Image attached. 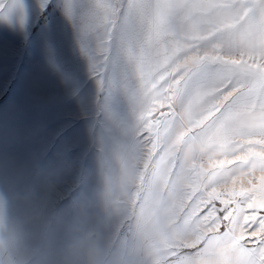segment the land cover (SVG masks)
<instances>
[{
    "label": "snow or ice",
    "instance_id": "obj_1",
    "mask_svg": "<svg viewBox=\"0 0 264 264\" xmlns=\"http://www.w3.org/2000/svg\"><path fill=\"white\" fill-rule=\"evenodd\" d=\"M25 8L0 0V19L23 27ZM38 8L47 11L45 44L57 11L71 26L95 81L91 107L135 205L197 230L192 249L206 239L214 255L227 245L240 264H264V0H38ZM167 264L193 257L177 248Z\"/></svg>",
    "mask_w": 264,
    "mask_h": 264
},
{
    "label": "rangeland",
    "instance_id": "obj_2",
    "mask_svg": "<svg viewBox=\"0 0 264 264\" xmlns=\"http://www.w3.org/2000/svg\"><path fill=\"white\" fill-rule=\"evenodd\" d=\"M25 5L30 17L23 27L15 16L0 19L15 35L9 44L0 37V188L9 222L23 234L17 255L28 264H82L77 242L93 233L115 258L128 225L104 205L105 177L118 162L91 107L95 81L89 74L87 89L67 91L37 55L40 73L29 83L12 81L20 73L22 45L33 46L38 36L41 15L30 26L38 4Z\"/></svg>",
    "mask_w": 264,
    "mask_h": 264
},
{
    "label": "clouds",
    "instance_id": "obj_3",
    "mask_svg": "<svg viewBox=\"0 0 264 264\" xmlns=\"http://www.w3.org/2000/svg\"><path fill=\"white\" fill-rule=\"evenodd\" d=\"M134 187H126L118 169L105 177L103 200L106 210L127 225L128 230L122 238L120 255L109 258L100 239L89 233L77 242L82 264H167L170 252L183 249L193 257V264L201 258L240 264L239 250L225 245L223 254H212L218 249H208L205 239L199 247L192 249L200 238V233L190 227L169 224L162 213L141 211L135 205ZM135 206V213L132 212ZM23 241L22 231L12 225L7 216L6 202L0 197V264H28L25 257L17 255ZM230 243V242H229ZM197 253L200 256H197Z\"/></svg>",
    "mask_w": 264,
    "mask_h": 264
},
{
    "label": "crops",
    "instance_id": "obj_4",
    "mask_svg": "<svg viewBox=\"0 0 264 264\" xmlns=\"http://www.w3.org/2000/svg\"><path fill=\"white\" fill-rule=\"evenodd\" d=\"M28 1L29 0H24V3L26 4ZM79 2L80 0H68V3L72 5H77ZM31 3L34 7V4H38V0H31ZM33 10L38 11V16L34 18V21L30 25L31 28L34 27L37 19H39L41 15L39 8L36 9L34 7ZM28 12V17H30V10L25 8V14ZM44 13L41 15L40 19H42ZM50 21L56 28L51 45L49 46L45 44L42 38V28L45 25L44 20L35 33V35H38L37 40L36 37H32L33 46L26 44V49H24V45H22V55L20 52L21 60L19 61L21 68L20 73L18 74V78L12 79V81L20 82L22 81L20 77H22L25 79V83H29L34 76H37L40 73L41 69L39 68V63L36 61L37 55L41 56V59L47 67L54 72L57 77L56 80L65 84L67 91L68 89H75L77 86L80 91H82V89H85L87 86L89 77L87 59L81 54L78 45L75 43L71 26L65 24V20L61 12L57 11L54 17L50 18ZM2 26L0 27V37L4 38L5 41L7 40V43L10 39H15L13 30H10L9 27L4 28ZM82 27L85 32H88L90 27L89 22L87 20L83 21ZM30 33L31 29L26 34L17 36V39L19 40L18 43H20V41L22 43L26 41L29 35H31ZM34 55L35 58H33ZM18 71L19 70L17 69V73ZM0 197H2L1 188Z\"/></svg>",
    "mask_w": 264,
    "mask_h": 264
},
{
    "label": "trees",
    "instance_id": "obj_5",
    "mask_svg": "<svg viewBox=\"0 0 264 264\" xmlns=\"http://www.w3.org/2000/svg\"><path fill=\"white\" fill-rule=\"evenodd\" d=\"M45 16H46V13H44L42 19H40L39 22L35 25V27H34L35 29H38V27H39V26L41 25V23L44 21Z\"/></svg>",
    "mask_w": 264,
    "mask_h": 264
}]
</instances>
